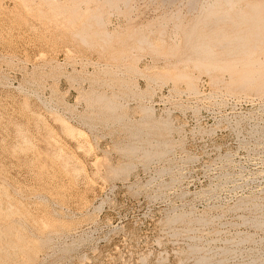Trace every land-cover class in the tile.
Listing matches in <instances>:
<instances>
[{
	"label": "rangeland",
	"instance_id": "1",
	"mask_svg": "<svg viewBox=\"0 0 264 264\" xmlns=\"http://www.w3.org/2000/svg\"><path fill=\"white\" fill-rule=\"evenodd\" d=\"M263 39L264 0H0V264H264Z\"/></svg>",
	"mask_w": 264,
	"mask_h": 264
},
{
	"label": "bare ground",
	"instance_id": "2",
	"mask_svg": "<svg viewBox=\"0 0 264 264\" xmlns=\"http://www.w3.org/2000/svg\"><path fill=\"white\" fill-rule=\"evenodd\" d=\"M230 4H231V2H230ZM225 5L227 6V4H225ZM228 8H229V7H228ZM230 8H231V7H230ZM249 12H250V11H249ZM250 13H252V12H250ZM246 14H247V13H246ZM226 15H227V14H226ZM223 16H224V15H223ZM238 16H239V15H238ZM261 16H262V15H261ZM214 20H215V19H213V21H214ZM217 20H219V19H217ZM220 20H221V19H220ZM231 20H232V19H231ZM238 20H240V19H238ZM254 20H255V19H254ZM214 22H215V23H214ZM214 22H212V23H213L215 26L218 25V24L220 25V24L222 23V22H221V23H218L216 20H215ZM216 22H217V24H216ZM226 23H228V22H226ZM241 23H242V22H241ZM246 23H247V22H246ZM231 24H232V23L230 22V25H231ZM238 24H239V22H238ZM252 24H253V23H252ZM255 24H256V23H255ZM210 25H211V24H210ZM223 25H226V24H223ZM240 25H241V24H240ZM246 25H247V24H246ZM243 26H244V24H243ZM211 27H212V25H211L209 28H211ZM217 27H218V26L213 27V29H215V28H217ZM233 27H234V26H233ZM239 27H240V26H239ZM236 28H237V27L235 26V29H236ZM262 28H263V27H262ZM233 29H234V28H233ZM236 30H237V29H236ZM208 31H209V30H208ZM233 31H234V30H233ZM248 32H249V31H248ZM257 32H258V31H257ZM220 33H222V32H220ZM231 33H232V32H231ZM218 34H219V33H218ZM250 36H251V35H250ZM255 37H256V36H255ZM261 37H262V36H261ZM258 38H259V37H257L256 39H258ZM218 39H219V38H218ZM220 39L223 40L222 37H220ZM260 40H261V39H260ZM263 40H264V39H263ZM218 41H219V40H218ZM235 41H236V40H235ZM241 41H242V40H241ZM237 42H238V41H237ZM256 42H257V41H256ZM256 42H255V45H257ZM215 43H216V41H215ZM232 43H233V42H232ZM218 44H220V43H218ZM228 44H231V43H228ZM228 44H225V45L228 46ZM237 44H239V43H237ZM227 46H226V47H227ZM236 46H237V45H236ZM236 46H235V47H236ZM238 46H239V45H238ZM213 47H216V46H213ZM226 47H222V49L220 48V50L223 51V48H226ZM231 47H233V46H231ZM240 47L242 48V46H240ZM254 47H255V46H254ZM254 47H253V48H254ZM227 48H228V47H227ZM227 48H226V49H227ZM238 48H239V47H238ZM244 48H245V47H244ZM228 49H229V48H228ZM231 49H232V48H231ZM209 50H210V49H209ZM218 50H219V49H218ZM238 50H240V48H239ZM242 50H243V48H242ZM254 51H255V48H254ZM202 53H203V52H202ZM204 54H205V53H204ZM245 54H246V53H245ZM229 55H230V54H229ZM227 56H228V55H227ZM239 56H240V55H239ZM241 56H242V55H241ZM245 56H246V55H245ZM250 59H251V58H250ZM250 59H249V60H250ZM235 61H236V60H235ZM237 61H238V60H237ZM243 63H244V62H243ZM249 63H250V62H249ZM257 64H258V63H257ZM259 64H260V63H259ZM262 64H263V63H262ZM263 65H264V64H263ZM244 66H245V65H244ZM250 66H251V65H250ZM256 66H257V65H256ZM244 68H245V67H244ZM244 68H242V69H244ZM259 68H260V67H259ZM263 68H264V67H263ZM253 70H254V69H253ZM235 71H236V70H235ZM247 71H248V70H247ZM244 72H245V71H244ZM257 72H258V71H257ZM263 72H264V71H263ZM235 73H237V72H235ZM235 73H234V74H235ZM254 73H255V72H254ZM245 75H246V73H245ZM245 75H244V77H245ZM258 76H259V75H258ZM232 77H233V76H232ZM252 77H253V76H252ZM261 77H262V76H261ZM254 78H255V77H254ZM240 79H241V77H240ZM247 79H248V78H247ZM255 79H256V78H255ZM262 79H263V77H262ZM241 82H242V81H241ZM245 83H246V81H245ZM250 83H252V82H250ZM238 84H239V83H238ZM246 84H247V83H246ZM246 84H245V85H246ZM248 84H249V83H248ZM262 84H263V83H262ZM246 86H247V85H246ZM190 87H191V86H190ZM257 87H259V86H257ZM262 87H263V86H262ZM240 88H241V87H240ZM259 89H260V88H259ZM190 90H191V89H190ZM243 90H244V89H243ZM191 91H192V90H191ZM193 91H194V90H193ZM235 91H236V90H235ZM254 92H255V91H254ZM256 93H257V92H256ZM258 93H259V92H258ZM63 126H64V125H63ZM112 171H113V170H112ZM112 171H111V172H112Z\"/></svg>",
	"mask_w": 264,
	"mask_h": 264
}]
</instances>
